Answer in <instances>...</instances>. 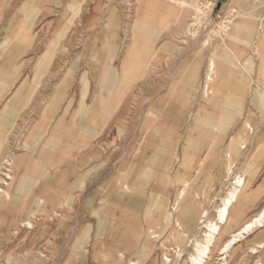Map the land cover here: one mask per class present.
<instances>
[{"label": "rangeland", "instance_id": "obj_1", "mask_svg": "<svg viewBox=\"0 0 264 264\" xmlns=\"http://www.w3.org/2000/svg\"><path fill=\"white\" fill-rule=\"evenodd\" d=\"M221 2L222 5L217 0L0 1V70L3 76L9 68L6 66L9 65L7 54L15 38L21 41V38L29 40L31 37L34 42L32 49L26 48L27 51L14 61L16 70L7 74L13 77L3 80L0 106L32 108L33 97L39 94L41 101L33 108H50L48 112H23L22 116L27 118L15 136L18 138L15 142L18 152L22 149L35 150L36 143L41 140L39 135L44 132L45 143L42 148H49L50 159L57 157L59 130L62 133L65 130L67 134L62 135L61 141L64 142L65 138L67 143H72L74 140V127L69 119L73 114L72 109L78 106L89 108L92 105L94 108L120 110H143L148 107L152 100L148 95L154 94L151 86L154 77L151 79L150 76H153V72L159 74L163 71L161 64L153 65V57L157 55L165 57L161 59L162 62L171 54L173 60L189 54L195 56L202 62L199 79L208 71L209 65L213 69L214 62L211 72L212 78L214 75L217 78L216 84L211 87L214 93L204 100L210 107L217 102L219 60L239 62L237 67L245 83V95L242 97L245 102L242 101L239 119L237 116L236 121L228 123L226 118L217 127L212 121L204 120L203 115L195 117L193 151L197 154L207 149V152L199 167L198 163L195 165L194 181L187 187V194L180 200L177 211H173L172 207L186 184V178L180 175L181 171L176 177H168L170 191L163 198L161 206L148 210L146 216H139L135 225L128 224L129 230L126 227L127 217H121L119 210L102 209L106 216H101L98 228L95 227V238L90 240L87 222H94L95 219L90 217L94 210L81 208L80 189L83 186L75 191L74 178L70 177V173L83 169L78 167L75 171V166L80 163L73 152H69L66 157L62 154L61 159L43 161V167L33 171L34 174L15 176L18 182L12 192L20 196L16 192L22 190L20 204L28 203V212L26 214L23 211L25 209L21 210L22 220L18 219L19 214L3 217L0 214V264H164L165 253L172 256L171 264H191L190 255L195 253V240H202L206 230L199 223L202 213L206 210L209 219L215 217L222 197L231 187L234 176L239 173L248 180L245 191L255 190V197L247 202L242 200L244 204L240 214L234 219V223L238 221L240 224H233V228H240L245 221L259 213L264 206V39L258 33V27L264 19V0ZM76 28L78 31L75 34ZM251 32L252 39L249 40ZM74 35L80 47L75 50L69 43L71 46L67 44L63 50L62 63L65 68L61 72L64 71L66 77L65 94L59 103L54 93L58 80L41 79L47 61L36 64L47 46L55 55L62 51L60 45L65 38L66 42L72 41ZM169 46L174 49H169ZM233 46H240L241 50H237V53ZM144 57H147V65L139 71L137 61ZM149 73L152 75L149 76ZM14 77L17 79L13 80ZM163 77H158L162 81L157 83L154 95L168 85L169 77ZM140 84L146 85V96L143 90L139 91ZM197 93L196 90L195 97H198ZM94 94L97 96L94 97ZM200 109L203 111V108ZM134 115L132 113L131 121L135 118V126L139 127L141 114ZM59 116L67 120L62 129H58L56 123ZM150 128L145 124L137 131L141 132L137 138L141 139L139 147L146 144L144 133L153 132ZM109 133H104V137L112 135ZM202 141L208 143L202 145ZM230 142L233 143V149L227 157L226 146ZM241 145H245V148ZM0 150V155L5 159L15 154L7 152V148ZM237 162L239 166L230 174V166ZM23 165H27L24 157ZM58 165H61L60 169L67 170V176L58 178ZM124 165L125 162H114V166L107 171L111 177H122L127 170H124ZM206 169L208 175L203 178ZM220 169H223L221 176ZM10 171L0 164V187H7L6 182L10 180L5 176H8L7 173L13 176ZM190 188L202 190L203 193H188ZM94 217L97 218L96 214ZM28 219L33 221L32 227L23 223ZM177 223H181L183 228ZM187 223L190 225L185 226ZM229 235L230 232L218 245L224 244ZM188 237L193 238L194 243L178 257L175 250L179 246L184 250L183 245ZM260 242H264V227L236 242L222 261L219 247L215 248L214 255L205 264H222L224 261L225 264H264V248L258 247ZM255 247L258 250L256 253Z\"/></svg>", "mask_w": 264, "mask_h": 264}, {"label": "crops", "instance_id": "obj_2", "mask_svg": "<svg viewBox=\"0 0 264 264\" xmlns=\"http://www.w3.org/2000/svg\"><path fill=\"white\" fill-rule=\"evenodd\" d=\"M217 1L222 5L221 0ZM1 12L0 10V13ZM77 31L78 28L74 29L75 34ZM29 37L30 36H28V38ZM66 38L63 44L60 45L62 51L54 55L50 52V46H47L45 51L42 52L41 56L38 58L36 64L37 66L41 62L47 61V66L42 72L43 77L41 79L48 81L58 80L59 83L56 86V90L54 89V93H56L57 102L59 103V100L65 94L64 81L66 77L64 76V71L61 72L62 68L63 70L65 68V64L62 63L63 50L67 48V44L68 46L72 44L75 50L80 47L79 42L76 41V35H74L72 41L66 42ZM16 39L17 38L12 42L11 48H9V55L7 54V62L9 65L6 66L9 68L5 70L4 76L2 70H0V102L2 98V82L3 80L6 81L12 78L13 76L7 74H11L13 70H16L17 66L14 61L27 51L26 48L29 50L34 46L31 37V40H24V38H21V41H18ZM248 39H252V32L251 35L248 36ZM28 42L31 43L28 45ZM169 49L174 48L169 46ZM233 49L235 52L241 50L240 46H233ZM14 50L15 54L13 58H11V54ZM7 51L6 49L5 53H7ZM171 56L163 62L161 59H165V57L162 58L158 55L153 57V65L161 64L163 66V71L161 73L158 74V72H153V76H150L152 75L150 73L148 74L151 79L154 77L152 79L154 84L152 83L151 85L154 89V94L156 93L155 88L157 83L162 81L159 80L158 77L162 79L164 78L163 75H167L169 81L162 92L157 95H148L152 100L145 109L121 108L120 110V108H94L92 105H89V108H80L81 106L73 108L72 119L70 118L69 120L71 121L69 122L73 123L74 140L72 143H67L65 138L64 142L61 141L62 135L66 136L67 134L65 130L63 133L62 130H59V141L56 148L57 157L51 159L48 157L49 148H42L45 143L44 132H41V135H39L41 136V140L36 143L35 150L24 151L22 149V151L18 152L19 150L15 149V142L18 139L15 136L19 133L21 123L23 124V121L27 118L22 116L23 112L25 114L27 110L30 112L50 111V108H33L37 103H40L41 96L37 94L33 97L32 108H11L6 105L0 106V149L2 148L5 150L7 148V152H14L17 159H21L23 156H31L32 158V160L30 159L28 161V170L26 172L22 171L23 173L19 171L21 174V176L18 174L19 177H22V175L26 177L30 174H34L33 171L40 170L37 168L43 167V161L50 162V160L61 159L60 157L62 154L65 156L68 155L69 152L75 154L76 161L80 163L79 166H75V171L79 169L78 167H80V169L82 168L83 171L70 173V177L74 178L73 185L76 187L74 190L79 191L77 188L83 186V189H80V192H82L80 201L81 208L94 210L92 214H90L93 215L90 217L95 219L94 222H87V226L89 225L88 238H90V240L95 238V227L98 228V224L101 222V216H106V213H102V209L106 210L112 208L114 210H119L121 217H127L126 227L128 224L131 226L134 223L135 225L139 216H146L148 210H153L161 206L160 204L163 198L166 197L167 192L170 191V188H168V177H176L178 172L181 171L180 175L183 174L186 178L188 187L190 183H193L196 175L194 171L195 165L198 163L197 166L199 167L201 159H205V153L207 152V149H203L201 153L199 152L197 154L193 151L194 142L192 140V134L194 135V133L192 130L195 129V117L197 115H203L204 120L212 121L214 126L217 127H220V124L223 121L225 122L224 119L226 118V122L228 123H230L229 121H236L237 116L239 119L242 111L241 98L245 95V83L240 74V68H238L239 62L231 59L219 60L220 76L217 87V102L214 103L213 107H210L204 100H207L208 97L214 93L211 87L216 84L217 79L214 75L211 81H208V86L211 89H209L210 92L207 91V93L204 86L210 72V65L208 71L206 70L199 79L202 64L199 59L195 56L191 57L192 55L190 54L189 56L178 57L175 60H173L174 58ZM146 59L147 57L139 58L137 61L139 71L147 65ZM16 79L17 77L13 78V80ZM139 79L142 80V77ZM142 90L146 96L145 84L139 85V91ZM196 90L198 91V97H195ZM96 96L97 95L94 94V97ZM189 108L195 109H192V111ZM200 108H203V111ZM205 108H207L206 111ZM59 110L60 109H58V112ZM223 112L225 116H223ZM19 113L21 114L19 115ZM132 113H135V115L137 113L139 115L141 114L142 121L139 127L135 126V118L131 121ZM60 116L56 122L57 125H59L57 126L58 129H62V125L65 126L67 121L66 118H64V120L60 118ZM216 122L217 124H215ZM145 124L149 125L153 132L150 134L144 133L146 137H143V140L146 139V144L139 147L141 139L137 138L141 132L137 133V131L139 132ZM222 126L224 127L225 125L223 124ZM107 131L112 135L104 137L103 134ZM183 132L185 134H183ZM3 137L4 140H2ZM201 143L205 145L208 142L202 141ZM131 150L134 151L131 153ZM1 157L0 155V159ZM64 160L66 161V158H64ZM114 162H125L124 170H127L125 171L126 174L123 175L122 173V177L119 175L111 177L109 175V170L107 171V169L113 167ZM183 162L185 163L184 167H182ZM103 165L104 168H102ZM58 167L59 170L56 172L58 178L67 176V170L60 169L61 165H58ZM219 174L220 176L223 174V169H220ZM207 175L208 170L205 173L203 172V178ZM245 181L247 184V178ZM59 183L65 184L66 181H60ZM127 186H129V188ZM189 192L196 194L203 193L202 190L196 188L189 190L188 193ZM245 192L250 196L247 199H242L243 202H247L255 197L253 196L255 195V190H248V192ZM94 212L97 218L99 217L98 220L94 217ZM235 223L238 224V221ZM235 223L233 221L232 229H234L233 224ZM126 238L128 239L129 236Z\"/></svg>", "mask_w": 264, "mask_h": 264}, {"label": "bare ground", "instance_id": "obj_3", "mask_svg": "<svg viewBox=\"0 0 264 264\" xmlns=\"http://www.w3.org/2000/svg\"><path fill=\"white\" fill-rule=\"evenodd\" d=\"M258 33H260L261 37L264 39V19H262L260 24H259ZM14 54H15V50L11 54L12 57L11 56L10 57L13 58ZM212 66L214 69V62H212ZM213 69L210 66V73L208 75L209 81H211V79H212V73L211 72L213 71ZM242 101H244V99ZM247 126H249V124H247ZM232 144L233 143L230 142L226 146V148H227L226 156L227 157L229 156L231 150L233 149ZM241 146H242V148H245V145L244 146L241 145ZM23 157H25L27 164H29L28 161L30 159L32 160L31 156H23ZM23 157L21 159H17L15 157V154H14V155H9V157H7L6 159H5V157L4 158L1 157V159H0V164L2 163L5 169L11 170L10 172H13V176L10 175L11 173L10 174L7 173L6 175H8V176H5L7 178V180H10L9 182L4 181L7 183V187L5 186L6 184L4 185L6 188L0 187V214H1V217H3L2 215L6 216L8 214L9 215L19 214L18 219L22 220L23 215L21 213V210L25 209L23 211L26 212V214L28 212V203L20 204V203H22V201H21L22 200L21 197L23 196L22 190H19L16 192V193L21 194L20 196L17 194H13V192H12L13 186L15 185V183L18 182L19 176L15 177L17 174H20L18 171L22 172V171L28 170L27 165H26V167L23 165ZM27 158H28V160H27ZM233 165L230 166L228 171L231 170ZM22 177H23V175H22ZM245 180H246L245 176H241L236 181L231 182V187L226 191L225 195L222 197L221 203L216 209V215L214 218L209 219L208 218V211H206V210H204V212L202 213V219L200 220V222L199 221L198 222L200 224H202L203 227L206 228V230L203 232V239L202 240H197V239L195 240L196 241L195 242V249H194L195 253L190 255L191 264H205V263H207V261L211 258V256L214 255L213 251L217 247H219L220 254H222V257L220 258L222 261V259L227 258L226 257L227 253L236 244V242L240 241L246 235L251 234L256 229L264 227V206H263V208L259 211V213L257 215H255L254 217H252V219L246 221L240 228H238L236 230H232V223L234 221V218L240 214V210L242 209V206H243L242 199H244V198L247 199L250 196V195H247L245 192V185H246ZM127 187L129 188V186H127ZM187 187H188V184L186 182V184L184 185V188L180 190V193H179V196L176 200L175 206L172 205L173 211H177L178 206H179L178 204L180 203V200L182 201L184 199L183 198L184 195L187 194ZM120 191H121V189H120ZM116 197H117V194H116ZM185 202H186V200H184V203ZM182 206L184 208L185 205L183 204ZM179 208H181V206ZM186 208H184V209H186ZM188 211H189V208H188ZM184 213H185V210H184ZM34 216H36V215H34ZM182 216H183V214H182ZM18 219H16L17 223H18ZM23 223L24 224L26 223L30 227L33 226V221H31L29 219ZM177 225L181 229L183 228L181 223H177ZM189 225L190 224L187 223V225H185V226H189ZM228 232H230L229 238L227 239L226 242H224V244L219 246L218 244H220L221 240L225 236H227ZM185 235H187L186 231H185ZM174 236H175V233H174ZM155 237H157V236H154V238ZM170 237H171V234H170ZM193 243H194V239L188 237L187 241L183 245L184 250H182L179 246V248L177 247V250H175V253L178 255V257L181 256L182 254L186 253L188 247L192 246ZM178 244H179V242H178ZM258 247L264 248V242L258 243ZM256 249H257V247H255V249H254L255 253L258 252V250H256ZM228 255H229V253H228ZM163 256H164L163 257V263L164 264H171L172 256L167 255V253H165ZM225 260L227 261V259H225ZM224 262H222V264H225Z\"/></svg>", "mask_w": 264, "mask_h": 264}, {"label": "built area", "instance_id": "obj_4", "mask_svg": "<svg viewBox=\"0 0 264 264\" xmlns=\"http://www.w3.org/2000/svg\"><path fill=\"white\" fill-rule=\"evenodd\" d=\"M206 84H205V86H204V89L206 90V91H209V86H208V81H209V77L207 76V78H206ZM237 166H238V164L237 163H234V165H233V167L231 168V170H230V174H232L233 172H234V170H235V168H237ZM241 176H243L242 174H237V175H235L234 176V179H233V182L234 181H236L239 177H241Z\"/></svg>", "mask_w": 264, "mask_h": 264}]
</instances>
